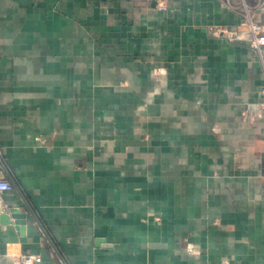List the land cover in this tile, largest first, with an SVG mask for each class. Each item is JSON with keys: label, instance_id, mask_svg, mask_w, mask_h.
Returning a JSON list of instances; mask_svg holds the SVG:
<instances>
[{"label": "crops", "instance_id": "1", "mask_svg": "<svg viewBox=\"0 0 264 264\" xmlns=\"http://www.w3.org/2000/svg\"><path fill=\"white\" fill-rule=\"evenodd\" d=\"M248 38L223 0H0V264H264Z\"/></svg>", "mask_w": 264, "mask_h": 264}, {"label": "built area", "instance_id": "2", "mask_svg": "<svg viewBox=\"0 0 264 264\" xmlns=\"http://www.w3.org/2000/svg\"><path fill=\"white\" fill-rule=\"evenodd\" d=\"M225 4L240 13L243 17L244 23L248 29L249 38L248 43L251 48L257 53L259 60L261 62L262 68L264 69V35H263V25L257 18L256 14L259 10L264 7V0H256L252 5L248 4L247 0H241V3L237 6L232 0H223ZM216 34H223L224 30H218ZM239 35H234L232 33L228 34L230 40H234ZM264 93V88L262 90ZM12 188L9 180L5 178H0V199L2 198V191H6ZM37 256L35 254H21L19 257L20 264H35Z\"/></svg>", "mask_w": 264, "mask_h": 264}, {"label": "water", "instance_id": "3", "mask_svg": "<svg viewBox=\"0 0 264 264\" xmlns=\"http://www.w3.org/2000/svg\"><path fill=\"white\" fill-rule=\"evenodd\" d=\"M13 183H14V186H15L17 189H19L18 186H17V184L15 183V181H13ZM26 204H27V203H26ZM12 211H13L14 213L16 212L15 210H12ZM33 214H34V213H33ZM35 217H36V216H35ZM38 223H39V225H40L42 231L44 232V234L46 235V237H47L48 240L50 241V243L53 245L54 249L58 252V250H57L55 244L53 243V241H52L50 235L48 234V232L46 231L45 227L42 225V223H41L39 220H38ZM58 254H59V252H58ZM59 256L61 257V260H62L63 264H67L66 261H65V259H64L60 254H59Z\"/></svg>", "mask_w": 264, "mask_h": 264}]
</instances>
